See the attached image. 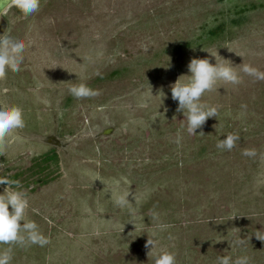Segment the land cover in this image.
<instances>
[{
    "label": "rangeland",
    "instance_id": "rangeland-1",
    "mask_svg": "<svg viewBox=\"0 0 264 264\" xmlns=\"http://www.w3.org/2000/svg\"><path fill=\"white\" fill-rule=\"evenodd\" d=\"M2 16L0 35L26 48L0 80V104L25 120L0 176L20 182L49 241L13 246L10 264H154L164 251L176 264H264V80L240 73L205 92L217 116L196 134L170 90L194 57L264 71V0H41ZM79 83L99 94L73 97ZM228 133L240 139L218 149Z\"/></svg>",
    "mask_w": 264,
    "mask_h": 264
},
{
    "label": "clouds",
    "instance_id": "clouds-1",
    "mask_svg": "<svg viewBox=\"0 0 264 264\" xmlns=\"http://www.w3.org/2000/svg\"><path fill=\"white\" fill-rule=\"evenodd\" d=\"M10 4L27 16L38 12L41 0H7L3 7H0V13L4 12ZM4 33L0 35V80L5 79L9 71L21 69L26 48L23 38ZM227 61V63L219 62L215 58V63H212L208 58L194 57L187 65L189 74L181 75L175 83L170 85L171 98L178 102L177 111H182L183 117L186 118L188 133L196 134V129L201 128L207 118L217 116V108L203 103L201 97L205 92L213 90L218 82L238 85L242 79L240 73L256 80H264V71L250 64L240 63L238 72L233 63L230 60ZM68 92L77 99L99 94L97 90L85 83L73 84ZM24 127L25 120L21 107L0 104V154L6 149L9 134ZM239 139L238 134L228 133L223 139L218 140L216 147L230 151ZM242 154L254 156L255 150L245 149ZM0 185H6L0 192V245H7L5 248H0V264H10L13 258V246L39 245L43 247L49 241L35 221L26 219L29 200L20 182L10 180L7 176H0ZM12 185L15 187H10ZM114 203L117 206H125L128 204V198L125 195L119 196ZM255 236L264 241V235ZM155 243L154 239L148 238L145 247L151 246L152 250ZM234 243L242 244L243 241H234ZM217 261L218 264H249L247 256H240L235 260L223 256L218 257ZM154 264H176L175 255L167 251L161 252L154 256Z\"/></svg>",
    "mask_w": 264,
    "mask_h": 264
},
{
    "label": "water",
    "instance_id": "water-1",
    "mask_svg": "<svg viewBox=\"0 0 264 264\" xmlns=\"http://www.w3.org/2000/svg\"><path fill=\"white\" fill-rule=\"evenodd\" d=\"M7 2V0H0V7H3V5L5 4ZM9 6H11V4L10 5H8V7ZM7 7V8H8ZM6 8V9H7ZM6 9L4 10V12L6 11ZM4 12H2V13H4ZM2 13H0V34H1V32L5 29V20H4V18H3V16H2ZM0 158H1V154H0Z\"/></svg>",
    "mask_w": 264,
    "mask_h": 264
}]
</instances>
